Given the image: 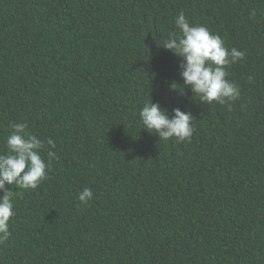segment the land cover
Wrapping results in <instances>:
<instances>
[{"label": "trees", "instance_id": "16d2710c", "mask_svg": "<svg viewBox=\"0 0 264 264\" xmlns=\"http://www.w3.org/2000/svg\"><path fill=\"white\" fill-rule=\"evenodd\" d=\"M181 11L246 53L230 108L172 89ZM151 99L191 112L190 142L143 129ZM24 121L57 158L37 189L6 185L0 264H264V0H0V154Z\"/></svg>", "mask_w": 264, "mask_h": 264}, {"label": "clouds", "instance_id": "9594fccd", "mask_svg": "<svg viewBox=\"0 0 264 264\" xmlns=\"http://www.w3.org/2000/svg\"><path fill=\"white\" fill-rule=\"evenodd\" d=\"M176 32H170L161 46L182 58L180 67L184 83L176 81L172 89L180 93L190 88L194 97L203 104L219 103L227 105L242 96L239 84L229 79L233 65L242 62L246 53L236 47H228L225 40L213 33L206 26L193 25L181 11L174 18ZM253 83V77H248ZM143 129L149 133L158 134L160 140L175 139L179 142L191 140L196 126L191 112L179 108L171 112L163 109L161 103L146 101L139 111ZM12 131L6 138L7 152L0 154V243L6 242L10 236V220L16 214V198L19 192L13 191L6 185H15L17 189H37L42 181L48 179V173L53 167L56 153L51 149L56 147L52 138L46 141L37 138L29 131L27 121L11 123ZM48 146L47 159L41 151ZM94 198L90 188H84L78 194V200L86 204Z\"/></svg>", "mask_w": 264, "mask_h": 264}]
</instances>
